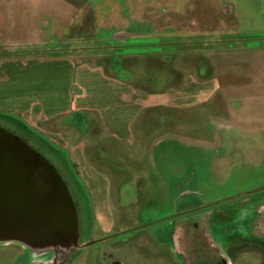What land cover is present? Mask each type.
I'll return each mask as SVG.
<instances>
[{"label":"rangeland","instance_id":"374dc122","mask_svg":"<svg viewBox=\"0 0 264 264\" xmlns=\"http://www.w3.org/2000/svg\"><path fill=\"white\" fill-rule=\"evenodd\" d=\"M48 58L100 67L138 96L179 93L177 106L138 116L131 145L90 128L95 175L0 110V125L59 170L80 208L79 248L61 249V264H184L170 234L192 215L206 216L231 264H264V220L251 221L264 208V0H0V64L16 63V75ZM204 73L199 86L193 75ZM5 85L9 102L17 89ZM65 117L48 132L72 134ZM37 252L0 242V264H34Z\"/></svg>","mask_w":264,"mask_h":264},{"label":"crops","instance_id":"0c3cea01","mask_svg":"<svg viewBox=\"0 0 264 264\" xmlns=\"http://www.w3.org/2000/svg\"><path fill=\"white\" fill-rule=\"evenodd\" d=\"M12 63L0 64V110L14 112L21 122L43 136L50 134L47 138L58 145L50 141L51 144L61 151L70 148V150L67 149L70 159L81 162L87 169H91L90 172L94 175L96 172L90 167V164H94L91 158L93 151L89 149L90 142L83 141L89 136L84 135L88 134L90 128L93 129L95 124L102 123L109 138L117 139L124 145H131L136 137L133 126L138 116L153 107L178 105L179 93L170 95L173 99H169V103L167 98L166 101L155 100L156 94L138 96L133 83L132 85L130 81H120L117 77H109L100 67L88 68L83 65H74L68 59L48 58L38 62L37 65L34 64L31 70L18 68L16 75H13V72L7 70L10 65H16ZM16 78L17 81H15ZM49 78H53L54 83L51 80L48 86L41 84ZM5 84H10L17 89L15 97L11 96L9 102L3 98ZM202 91L201 88L200 92ZM68 114L71 115L67 123L73 130L72 134L48 132L47 125L56 123L60 119L66 120L65 116ZM78 115L84 122L81 126L77 123ZM72 124L81 128L80 140L76 138V131ZM71 142L75 143L71 144ZM88 158H90L89 163ZM70 159L71 169H76Z\"/></svg>","mask_w":264,"mask_h":264},{"label":"water","instance_id":"95a60500","mask_svg":"<svg viewBox=\"0 0 264 264\" xmlns=\"http://www.w3.org/2000/svg\"><path fill=\"white\" fill-rule=\"evenodd\" d=\"M9 241L42 252L79 248V219L59 170L0 126V242Z\"/></svg>","mask_w":264,"mask_h":264},{"label":"flooded vegetation","instance_id":"af4514ba","mask_svg":"<svg viewBox=\"0 0 264 264\" xmlns=\"http://www.w3.org/2000/svg\"><path fill=\"white\" fill-rule=\"evenodd\" d=\"M117 37L119 40H123L125 37H127V34L120 33ZM121 46L122 45L119 44L117 46H113V48L115 50H121L123 47H127ZM112 65H116L115 60ZM207 74L208 73H204L202 75L194 74L193 79L195 82H197V80L200 78V82L198 83L199 86H208L209 84L206 82V78H208ZM75 204L77 206L78 212L80 213V208L78 207L77 202H75ZM191 206V204L186 205V207ZM197 210L198 208H196L195 210L186 209L184 214L186 215ZM263 211L264 208L261 209L260 214H257V216H255L254 219L251 220L252 223L256 219H260L262 221L264 220V213L261 216V213ZM172 224L173 228L170 234L172 246L174 250L182 257V261L184 264H231L229 257L225 255L226 250L223 243L220 241L219 237H217V234L212 230L210 222L207 223L206 216H187L177 220L176 222H173ZM260 230H263L261 232L262 236H258V239H264V227H261ZM250 235L253 236L252 232H250ZM61 249L62 248H55L42 252L40 254L42 257L34 264H61L63 258H65L71 251L70 249L69 252L63 253ZM35 251L37 252V250ZM56 251H60L61 253H58Z\"/></svg>","mask_w":264,"mask_h":264},{"label":"trees","instance_id":"16d2710c","mask_svg":"<svg viewBox=\"0 0 264 264\" xmlns=\"http://www.w3.org/2000/svg\"><path fill=\"white\" fill-rule=\"evenodd\" d=\"M76 117H78V118H76V119H77V123L79 124L78 126L83 125L84 122H82V121L80 120L79 115L76 116ZM65 161H66L67 165L69 164V166L71 167V165H70L69 161H67L66 157H65ZM75 173L78 174L77 172H75ZM78 182H79V181H78Z\"/></svg>","mask_w":264,"mask_h":264}]
</instances>
